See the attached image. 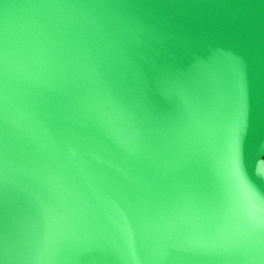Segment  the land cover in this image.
I'll return each instance as SVG.
<instances>
[{"label": "water", "instance_id": "water-1", "mask_svg": "<svg viewBox=\"0 0 264 264\" xmlns=\"http://www.w3.org/2000/svg\"><path fill=\"white\" fill-rule=\"evenodd\" d=\"M243 184L264 196V0H0L6 264H264Z\"/></svg>", "mask_w": 264, "mask_h": 264}, {"label": "snow or ice", "instance_id": "snow-or-ice-1", "mask_svg": "<svg viewBox=\"0 0 264 264\" xmlns=\"http://www.w3.org/2000/svg\"><path fill=\"white\" fill-rule=\"evenodd\" d=\"M249 125V107L246 93L243 89L240 90L238 98V114L233 126L230 155L233 164V170L238 178L242 181V173L240 168L241 152L243 147V139ZM245 191L248 193L249 212L247 221L249 228L253 232H258L264 235V196L257 194L247 184H243ZM9 233L5 230H0V246L3 247L5 255L0 258V264H6L7 261V244Z\"/></svg>", "mask_w": 264, "mask_h": 264}]
</instances>
